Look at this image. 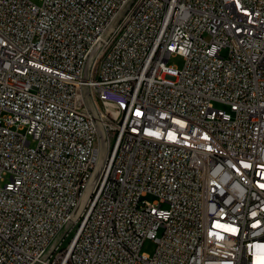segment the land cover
I'll list each match as a JSON object with an SVG mask.
<instances>
[{
  "label": "built area",
  "instance_id": "built-area-1",
  "mask_svg": "<svg viewBox=\"0 0 264 264\" xmlns=\"http://www.w3.org/2000/svg\"><path fill=\"white\" fill-rule=\"evenodd\" d=\"M0 264H264V0H0Z\"/></svg>",
  "mask_w": 264,
  "mask_h": 264
},
{
  "label": "rangeland",
  "instance_id": "rangeland-1",
  "mask_svg": "<svg viewBox=\"0 0 264 264\" xmlns=\"http://www.w3.org/2000/svg\"><path fill=\"white\" fill-rule=\"evenodd\" d=\"M30 2L36 4V5H39L40 4V0H29ZM222 55H225V52H222ZM169 65H174L176 66L178 69H180L182 66H183V58L179 55H176V56H173L170 58L169 60ZM215 107L216 108H222V109H225L226 110V107L222 106L221 104L217 103L215 104ZM101 151H102V154L105 152V147L102 146L101 148ZM91 185L87 188L86 190V196L83 198V203L86 201V198L90 195V190H91ZM145 201H148V202H153L155 200V197L152 196V195H147L144 197ZM162 234V230L160 229L159 231H157V236L160 237ZM61 238V235H59L57 237V239L55 240L54 244H56ZM65 244V243H64ZM155 243L151 240H146L142 246V249L141 251L144 252V253H147L149 255H152V253L154 252L155 250Z\"/></svg>",
  "mask_w": 264,
  "mask_h": 264
}]
</instances>
